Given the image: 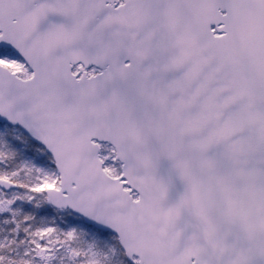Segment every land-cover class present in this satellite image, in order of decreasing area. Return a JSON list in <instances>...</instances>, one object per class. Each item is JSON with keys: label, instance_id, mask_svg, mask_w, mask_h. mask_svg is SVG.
Instances as JSON below:
<instances>
[{"label": "snow or ice", "instance_id": "obj_1", "mask_svg": "<svg viewBox=\"0 0 264 264\" xmlns=\"http://www.w3.org/2000/svg\"><path fill=\"white\" fill-rule=\"evenodd\" d=\"M0 264H264V0H0Z\"/></svg>", "mask_w": 264, "mask_h": 264}]
</instances>
